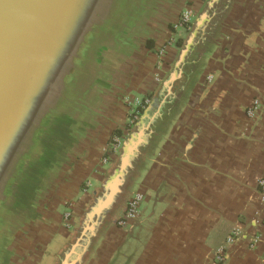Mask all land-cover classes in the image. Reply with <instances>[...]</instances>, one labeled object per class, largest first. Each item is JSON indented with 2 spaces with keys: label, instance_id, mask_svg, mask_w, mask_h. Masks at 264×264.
Wrapping results in <instances>:
<instances>
[{
  "label": "crops",
  "instance_id": "0c3cea01",
  "mask_svg": "<svg viewBox=\"0 0 264 264\" xmlns=\"http://www.w3.org/2000/svg\"><path fill=\"white\" fill-rule=\"evenodd\" d=\"M187 8L194 21L178 32L180 45L167 50L158 83L155 49ZM109 68L100 102L0 264L31 226L39 247L51 236L52 254L80 247L90 232L79 260L64 264H264L258 186L264 177V0H166L146 35ZM126 96L151 99L131 136ZM255 99L262 106L249 119ZM114 134L128 137L121 155L102 170L103 150ZM126 144L132 151L128 185L122 177L114 201L99 208ZM86 179L93 197L85 199L75 232L62 236L63 206L79 198ZM136 193L144 196L141 215L119 228L124 199ZM234 228L241 235L218 263L216 252ZM43 264L56 263L53 257Z\"/></svg>",
  "mask_w": 264,
  "mask_h": 264
},
{
  "label": "water",
  "instance_id": "95a60500",
  "mask_svg": "<svg viewBox=\"0 0 264 264\" xmlns=\"http://www.w3.org/2000/svg\"><path fill=\"white\" fill-rule=\"evenodd\" d=\"M166 0H0V259L64 164L110 66ZM132 151L126 144L108 206Z\"/></svg>",
  "mask_w": 264,
  "mask_h": 264
},
{
  "label": "flooded vegetation",
  "instance_id": "af4514ba",
  "mask_svg": "<svg viewBox=\"0 0 264 264\" xmlns=\"http://www.w3.org/2000/svg\"><path fill=\"white\" fill-rule=\"evenodd\" d=\"M180 43H181V40L179 38L176 47H178L180 45ZM135 124H133L132 127ZM130 127L128 128V130H129L128 132H130V130H132V127L131 128ZM129 135L131 136V132ZM127 137H128V135L124 137L123 141L125 139H127ZM111 139H112V137H111ZM110 140H109V142H110ZM121 152H122V150L119 149L117 154L115 156H113L107 164H104L103 161H101L100 168L102 170H104L106 167L110 166L115 161L116 157L121 155ZM124 179H125L126 183L124 184L125 186H123V187L126 188L128 185V183H127L128 182L127 181L128 173H125ZM123 187H122V191L124 190V192H126V190ZM92 191H93V183L91 182V180L86 179V180L81 181L79 198H77L75 201H68L66 203V205L63 206L64 212H63V215L61 217V231H62L61 235L62 236H68L72 232H75L77 225H78L77 220L79 219L78 217L81 213L82 206L84 205L83 208L85 207V199L87 197L89 199H91L93 197ZM136 194H138V193H136ZM135 195H133L132 197H129L127 199L125 197V199H124L125 210H124L123 215L117 220V226L119 228L127 227L131 222L137 220L141 215V207H142L143 201L141 203L139 214L136 217V219H134L132 221H126L125 224H122V222L125 221L126 212H127L128 206L130 204V201L133 199V197ZM118 197L119 196H117V198ZM143 200H144V196H143ZM86 207H87V205H86ZM97 207H98V204H97ZM90 212H91V210L88 209V211H86V214L87 213L89 214ZM65 215H68L67 219L65 218ZM89 233L87 232L86 235L82 238V240L80 242V244H82V245H80V247L83 246V244L85 243V240L88 239V237L90 236ZM34 235H35V226H31L27 231H25L23 234H21L13 242V244L9 247L2 264H43V263H45L46 259L53 258V257H54L56 264H64L66 260H68V263H71V262L73 263L74 260L75 261L79 260L80 255H81V250H82V249H80V247H77L76 249L73 250L72 246H71L64 253L52 254L51 252H52V250H54V246H56V245L53 243V239L50 241L51 236L48 235L46 241H44V245L39 247V245L35 243L36 240L34 239Z\"/></svg>",
  "mask_w": 264,
  "mask_h": 264
},
{
  "label": "built area",
  "instance_id": "2783aa9c",
  "mask_svg": "<svg viewBox=\"0 0 264 264\" xmlns=\"http://www.w3.org/2000/svg\"><path fill=\"white\" fill-rule=\"evenodd\" d=\"M194 11L190 8L183 10L179 19L176 23L172 25L171 28V35L170 38L159 48L155 49V80L159 83L161 82V71L163 69L164 64V57L167 53L169 48H175L177 46V42L179 40L178 32L182 29H187L190 27L194 20ZM213 76L208 77V81H212ZM125 104L129 109V126L135 124L145 110L151 104V99L149 97L143 96H126L124 98ZM261 101L259 99H255L251 105L248 107L246 115L249 119H254L258 112L261 109ZM123 136L114 134L110 142H108L107 146L103 150V163L107 164L113 156H115L120 149L123 143ZM258 186L262 195V202L264 203V177L260 178L258 181ZM143 201V195L138 193L136 194L133 199L130 201L126 212L125 221L122 224H125L126 221H132L136 219L139 214L140 206ZM68 215H65L67 219ZM241 235L240 228H234L227 239L225 240L224 244L220 246L216 252V260L218 263H223L226 260V253L228 249L236 242L237 238Z\"/></svg>",
  "mask_w": 264,
  "mask_h": 264
}]
</instances>
